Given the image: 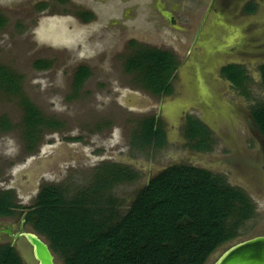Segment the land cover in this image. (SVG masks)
<instances>
[{
    "label": "rangeland",
    "instance_id": "1",
    "mask_svg": "<svg viewBox=\"0 0 264 264\" xmlns=\"http://www.w3.org/2000/svg\"><path fill=\"white\" fill-rule=\"evenodd\" d=\"M59 1L0 0V15L6 20L0 30V66L20 78L21 88L20 94L14 96L0 92V118L10 123L8 131L0 130V187H13L15 196L28 207L34 204L41 185L66 187L73 194L75 188L92 180L102 162L131 163L129 166L140 178L111 190L119 201L120 213H124L137 190L145 185L149 170H161L177 162L193 165L197 161L185 158L187 152L178 148L179 143L151 161L128 153L127 140L137 120L144 116L138 111H143L145 105L137 99L130 103L126 90V97L121 94L127 85L120 73L119 55L128 53L129 39L164 50L178 47V39L184 36L169 29L166 17H174L181 25L189 23V19L164 8L181 5L180 2L198 3L200 7L208 0ZM41 3L47 7L39 12ZM81 10L92 12L94 22H80L76 15ZM38 60L52 65L47 70H35ZM83 61L92 76L75 98L70 92L72 77ZM22 100L32 104L42 117L61 124L58 129H43L31 157L23 151ZM108 120L111 127L102 129L101 135L94 134L97 125ZM77 136L81 140L73 141L72 137ZM130 155L134 156L132 162L128 161ZM219 159L217 154L212 161ZM221 175L230 185L248 193L256 215L241 227L240 239L219 248L206 264H211L224 248L257 236V231L264 229V195L242 182L234 171L223 168V164Z\"/></svg>",
    "mask_w": 264,
    "mask_h": 264
},
{
    "label": "trees",
    "instance_id": "2",
    "mask_svg": "<svg viewBox=\"0 0 264 264\" xmlns=\"http://www.w3.org/2000/svg\"><path fill=\"white\" fill-rule=\"evenodd\" d=\"M65 2L64 0H60ZM44 5L38 6L43 9ZM83 21L91 13L77 14ZM6 20L0 15V29ZM132 54L126 67L142 69L143 87L153 94L167 91L161 75L172 74L177 65L169 52L130 42ZM50 61L39 60L36 69H48ZM76 82L89 72L78 68ZM158 76V77H157ZM20 78L0 66V90L20 94ZM22 136L25 151L32 152L43 129H58L60 123L42 117L22 100ZM264 135V106L253 111ZM150 124V126H148ZM152 122H144L141 138L152 137ZM10 128L0 120V130ZM157 145L164 137L154 132ZM138 174L114 163L102 164L92 180L70 193L66 187L41 185L35 202L23 209L12 192L0 191V218L24 217L25 224L48 244L61 264H206L219 248L240 239L241 227L256 215V206L243 190L230 185L224 176L178 164L160 172L137 190L124 213L111 190L131 183ZM15 249L0 245V264H22Z\"/></svg>",
    "mask_w": 264,
    "mask_h": 264
},
{
    "label": "flooded vegetation",
    "instance_id": "3",
    "mask_svg": "<svg viewBox=\"0 0 264 264\" xmlns=\"http://www.w3.org/2000/svg\"><path fill=\"white\" fill-rule=\"evenodd\" d=\"M191 3L194 4L195 1ZM180 4L164 8L170 13L179 12L181 17L189 19V23L181 25L174 17L165 16L170 25L169 29L184 36H180L181 40L178 39V47L164 50L151 46L169 52L177 61L172 74L167 72L161 75L162 79L166 80L165 87L168 92L163 91L160 94L149 92L143 87L145 77L142 69L126 67L128 56L132 54L133 48L130 46L132 39L127 42L128 53L125 51L119 55L120 73L123 74L125 78L123 81L127 85V88L119 89L121 94L126 97L127 93L123 92L126 90L129 92L130 103L137 99L139 103L145 105L143 111H138L144 113V116L137 120L127 140L128 153L144 156L151 161L157 154L165 153L169 147L179 143L181 145L178 148L184 153L186 151L190 158H196L197 162L193 165L177 162L172 166L184 164L221 175L222 170L221 172L212 170L207 164L209 161L207 159H213L218 154L220 157L218 162L231 172L236 169L244 171L246 165L250 163L252 166L249 170L250 177H253L255 183L261 184L263 183L261 179H264V135L256 124L253 111L264 106V0H208L205 5L200 6L201 10L198 3ZM40 5H44L43 9L37 7V10L42 12L47 6L42 3ZM83 12L91 13L93 18L83 21L78 17L80 22L85 24L94 22L92 12L81 10L79 14ZM161 15L163 17V14ZM84 62L75 69L72 77L70 92L75 98L84 82L92 76V70ZM81 67L89 74L79 83L76 79L80 72L78 68ZM0 92L3 93L1 90ZM152 120L153 135L149 140H144L141 138L143 123ZM111 125L109 120L100 126L97 125L94 134L101 135V130H106ZM157 130L164 137L163 144L159 146L154 134ZM72 139L76 142L81 140L79 136ZM102 149L105 150L103 147ZM23 151L25 156L31 157L35 150L28 152L23 146ZM131 155L129 162H132L134 157ZM205 155L207 161L202 160ZM107 163L118 164L135 171L129 166L131 163L123 162L105 161L98 167ZM167 168L149 170L145 185ZM138 177L140 178L139 175ZM0 191L16 195L13 187H0ZM15 201L23 208L18 209L19 211H26L24 209L32 206L26 207L17 196ZM27 230L33 231L25 224L23 216L0 218V245L12 246L17 256L20 255L22 264H31V260H22L23 256L19 254V248L11 235ZM6 231H10L11 235Z\"/></svg>",
    "mask_w": 264,
    "mask_h": 264
},
{
    "label": "water",
    "instance_id": "4",
    "mask_svg": "<svg viewBox=\"0 0 264 264\" xmlns=\"http://www.w3.org/2000/svg\"><path fill=\"white\" fill-rule=\"evenodd\" d=\"M186 158H190L188 154ZM202 160L207 161L209 159L206 160L203 158ZM207 164L212 169L222 170V165L218 161L209 160ZM251 167L249 163L246 165L244 171L236 169L234 170V175L242 182L251 186L260 195H264V179H261L263 181L261 183L262 185L255 183L254 179L252 180L253 177L249 175L251 173L249 171L252 169ZM6 233L11 235L10 231H6ZM11 237L17 244L19 254L23 256V261L31 260V264H61L55 258L46 241L35 232L27 230L19 234L11 235ZM211 264H264V229L257 231V236L247 238V240L236 242L224 248L213 257Z\"/></svg>",
    "mask_w": 264,
    "mask_h": 264
}]
</instances>
